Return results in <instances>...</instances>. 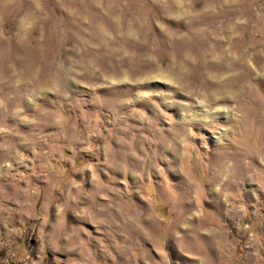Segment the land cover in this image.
Listing matches in <instances>:
<instances>
[{"label": "rangeland", "instance_id": "374dc122", "mask_svg": "<svg viewBox=\"0 0 264 264\" xmlns=\"http://www.w3.org/2000/svg\"><path fill=\"white\" fill-rule=\"evenodd\" d=\"M0 264H264V0L0 2Z\"/></svg>", "mask_w": 264, "mask_h": 264}, {"label": "crops", "instance_id": "0c3cea01", "mask_svg": "<svg viewBox=\"0 0 264 264\" xmlns=\"http://www.w3.org/2000/svg\"><path fill=\"white\" fill-rule=\"evenodd\" d=\"M6 1H8V0H0V2H6ZM10 1V0H9Z\"/></svg>", "mask_w": 264, "mask_h": 264}]
</instances>
